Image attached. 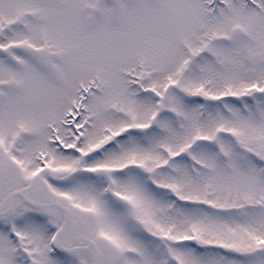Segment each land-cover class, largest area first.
<instances>
[{
	"label": "snow or ice",
	"instance_id": "obj_1",
	"mask_svg": "<svg viewBox=\"0 0 264 264\" xmlns=\"http://www.w3.org/2000/svg\"><path fill=\"white\" fill-rule=\"evenodd\" d=\"M0 264H264V0H0Z\"/></svg>",
	"mask_w": 264,
	"mask_h": 264
}]
</instances>
